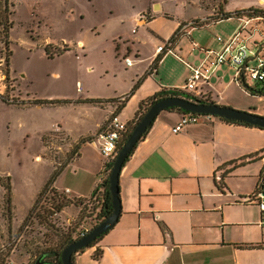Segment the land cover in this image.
<instances>
[{
  "label": "crops",
  "instance_id": "0c3cea01",
  "mask_svg": "<svg viewBox=\"0 0 264 264\" xmlns=\"http://www.w3.org/2000/svg\"><path fill=\"white\" fill-rule=\"evenodd\" d=\"M248 9L264 10V0L245 1L234 9L224 8V12ZM146 11L144 8L134 16L136 30L116 32L110 38L115 57L130 61V66L124 62V77L118 78L112 71L113 77L104 88L106 94L88 92L71 99L54 100L68 101V104L50 105L67 109L68 116H71L61 120L58 135L73 143L77 150L74 157L61 166L52 185L57 191L66 193L67 190L69 198L89 199L105 179L103 166L106 162L99 154L100 165L94 176L87 178L85 187L76 182L68 187L58 186L59 180L70 172L77 174L85 148H97L95 135L125 97L127 99L117 115L121 122L129 123L135 118L141 102L162 90H180L185 85L188 69L172 55L157 53V47L172 38L170 48L173 52L197 67L205 56L202 51L193 50L192 44L214 51L220 46L212 38L211 43L204 38L196 41V33L219 27L222 38H226L241 24L232 18L178 32L183 23L179 22L169 24L168 30L163 32L154 22L157 16L169 18L168 11L165 12L160 3L154 18L140 24V14ZM208 16L210 14L194 19L203 21ZM138 29L146 31L144 36H140ZM259 36L255 34L253 40L257 41ZM77 47L85 50L81 41ZM233 77L229 65L219 66L209 82L201 85V94L219 106L264 116V96H251L234 84ZM138 81V87L130 94ZM231 87L244 96L257 97L259 104L247 109L235 105V101L226 95ZM91 99L117 101L83 103ZM181 115L175 111L161 112L136 145L119 176L121 213L117 223L95 247L74 255L75 264H264V230L259 226L260 212L256 206L242 202L257 190L264 175V129L211 117L173 134L171 130ZM87 118L94 119L92 125H84ZM92 137V142L80 143ZM253 156L255 160L247 161L225 175L229 170L224 169L225 165ZM52 173L51 168L34 200ZM221 179L223 190L216 185ZM95 249L101 251L98 259L93 258Z\"/></svg>",
  "mask_w": 264,
  "mask_h": 264
},
{
  "label": "rangeland",
  "instance_id": "374dc122",
  "mask_svg": "<svg viewBox=\"0 0 264 264\" xmlns=\"http://www.w3.org/2000/svg\"><path fill=\"white\" fill-rule=\"evenodd\" d=\"M245 1L255 0H228L224 8L234 9ZM8 2L12 28L7 49L0 32V96L29 105H10L0 99V264H36L40 252L58 248L62 235L71 234L76 239L80 233L93 229L99 223V209L91 197L69 198L66 193L53 189L40 198L23 226L38 195L35 200L34 197L47 180L51 168L52 172L59 170L77 150L73 143L57 135L61 120L71 117L67 109L30 103L34 100L71 99L88 92L106 94L104 88L113 77L112 71L118 78L125 74L124 61L112 53L110 38L116 32L136 30L134 16L140 10L147 8L140 15L150 21L154 13L159 12L161 3L169 18L157 16L154 23L166 32L169 24L210 23L205 21L209 16L203 21L194 18L214 14L219 1L206 0L205 5L201 0ZM206 5L210 10H206ZM144 32L138 29L140 36H144ZM220 34L219 27H210L196 33L195 39L204 38L211 43V38L216 41L217 35L222 37ZM260 38L256 40L260 42ZM79 41L85 44V50L78 49ZM47 45L51 53L63 51V47H67V51L49 59L45 54ZM261 56L264 58V52ZM5 58H8V67ZM250 84L256 85L255 82ZM179 91L184 93V86ZM226 95L235 101V105L245 109L259 104L257 97L244 96L235 87H231ZM262 105L264 107V99ZM93 121L87 118L84 125H92ZM49 132L56 136L47 135ZM100 160L97 148H85L77 174L70 172L59 180L58 186L68 187L76 182L85 187L87 178L97 171ZM107 175L109 172H105ZM61 202L71 204L56 212V204Z\"/></svg>",
  "mask_w": 264,
  "mask_h": 264
},
{
  "label": "built area",
  "instance_id": "2783aa9c",
  "mask_svg": "<svg viewBox=\"0 0 264 264\" xmlns=\"http://www.w3.org/2000/svg\"><path fill=\"white\" fill-rule=\"evenodd\" d=\"M139 20L147 22L145 16H140ZM238 20L241 24L231 35L226 38L216 37V41L220 46L217 51L204 50L196 44H192L193 50H200L205 56L204 61L197 67L190 65L174 53L170 48L171 41L157 47V53L172 55L188 69L189 77L184 85V93L180 91L182 94L192 99L206 100L201 94V85L207 84L214 70L223 64H227L232 68L234 72L233 81L239 87L243 88L244 85L252 87L251 82L264 86V58L261 56L264 52V19L260 17H241ZM197 25L199 26L194 22L181 24L178 32L195 29ZM257 33L260 34V42L253 40L254 35ZM124 62L127 66H130V61L127 58L124 59ZM192 99L188 100L193 101ZM181 114L180 121L171 130L173 134H178L185 127L199 123L203 119L211 118L191 113ZM125 129L126 123L121 122L118 115L112 114L102 130L96 135L95 142L97 143L98 152L105 160H114L118 153L117 148L121 135ZM66 193H68L67 190ZM242 202L258 208L260 212L259 226L264 230V181L251 196L244 198ZM86 234L87 232L80 233L79 238Z\"/></svg>",
  "mask_w": 264,
  "mask_h": 264
},
{
  "label": "trees",
  "instance_id": "16d2710c",
  "mask_svg": "<svg viewBox=\"0 0 264 264\" xmlns=\"http://www.w3.org/2000/svg\"><path fill=\"white\" fill-rule=\"evenodd\" d=\"M213 2H216L217 0H212ZM219 3L217 5V10H213L214 14H212L211 16H209L205 21L210 22L207 23L206 25H212L215 24L217 22H221V21H225V20H229V19H240L241 17H248V18H256V17H260L262 19H264V10L261 9H248V10H241V11H235L233 13H225L224 12V6L226 5L228 0H218ZM202 5H205L206 0H201ZM8 5L9 2L8 0H0V24L2 26V30L0 31L3 34V39L5 40L4 42V46L5 49H7L10 41H9V36H10V29L12 28L11 26V22L9 21V13H8ZM206 10H210L208 8V6L206 5ZM194 24H199V26L197 25L196 28H200L202 27L201 21H194ZM172 41V38L169 40ZM67 51V47H63V51H56L55 53H51L50 49H49V45L45 46V54L49 59H53L54 55H61L63 52ZM5 64L8 67V58H5ZM140 81H138L134 87L132 88L131 93L134 92V90L138 87ZM244 90L249 93L251 96H258V97H263L264 96V86H260V85H255L252 87L249 86H243ZM169 97H185L187 99H192L187 95L182 94L179 90H171V91H166V90H162L156 94H154L152 97L146 99L145 101L141 102L137 113L135 115V118L129 122L126 123V129L125 131L122 133L121 135V140L119 142V146L117 148V151L120 150V148L122 147V145L124 144V142L126 141V139L128 138V136L130 135V133L132 132L133 128L137 125V123L140 121V119L142 118V116L147 112V110L156 102L165 99V98H169ZM0 99L10 105H15V106H27L29 105V103H25L24 101L21 100H8L5 99L3 96H0ZM127 99V97L124 98V100L121 102V104H119L115 110V112L113 113V115H117L118 111L122 108L125 100ZM195 102H199V103H205V104H210L212 103L209 100H197V99H192ZM117 100L115 99H111V100H86L83 103H90V104H103V103H115ZM68 104L70 102L68 101H46V100H34L33 102H31L30 104L33 105H41V106H50V105H57V104ZM167 111H175V112H179V113H183L182 111L178 110V109H168ZM224 122L227 123H231V124H237V125H241V126H246V127H253L251 125L248 124H244V123H239V122H234V121H226L223 119H220ZM106 124V123H105ZM104 127V126H103ZM102 127V128H103ZM102 128L99 130V132L102 130ZM257 128V127H255ZM98 132V133H99ZM97 133V134H98ZM147 133V132H146ZM146 133L141 137V139L146 135ZM140 139V141H141ZM139 141V142H140ZM85 142H92V138H86L81 140L80 143H85ZM138 142V143H139ZM137 143V144H138ZM135 149V148H134ZM133 153V151L131 152V154ZM131 154L128 156V158L131 156ZM116 157V156H115ZM127 158V160H128ZM115 159V158H114ZM126 160V162H127ZM255 160V157H249V158H245L242 159L240 161L234 162V163H230L224 166V169H229L225 172V175L232 170L233 168H236L244 163H246L247 161H252ZM114 160L108 161L106 163H104V171L105 172H109L112 169V164H113ZM125 162V163H126ZM59 175V170L54 171L50 178L48 179V181L46 182V184L44 185V187L41 189V191L38 194V197L36 199V201L34 202L28 216L26 217L25 221L23 222V226L25 225L26 221L28 220V218L30 217V214L34 211V209L36 208L40 198L47 193L48 191H53L52 185L55 182L56 178ZM108 176L107 175L105 177V179L99 184V186H97L96 191L93 193L92 197L90 200L96 201L97 205H98V214H97V220L99 221V223L101 221H103L104 219H106L112 212L111 209V196L110 193L108 191ZM264 181V175L263 177H261V180L259 182V186L261 185V183ZM217 187L220 190L224 189L223 183H222V179L219 180V182H217ZM258 186V187H259ZM71 202H61V203H57L56 204V208L55 211L56 212H60L62 208L70 205ZM105 235V234H104ZM102 235L101 237H99L95 242H93L88 248L80 251L79 253L93 248L95 247V245L99 242V240L104 236ZM79 237H77L76 239H73L71 234H66V235H62L60 237V240L58 242V248L55 249H49L46 250L44 252H40L39 256H38V260L40 264H60V253L61 251L67 247L69 244H71L72 242L78 240ZM101 256V251L99 249H95L94 253H93V258L94 259H98ZM36 263V264H39ZM75 264V263H74Z\"/></svg>",
  "mask_w": 264,
  "mask_h": 264
},
{
  "label": "water",
  "instance_id": "95a60500",
  "mask_svg": "<svg viewBox=\"0 0 264 264\" xmlns=\"http://www.w3.org/2000/svg\"><path fill=\"white\" fill-rule=\"evenodd\" d=\"M168 109H178L183 113L234 121L264 129V116L234 110L214 103L205 104L193 102L184 97H169L154 103L133 128L113 161L112 169L108 176V191L111 196V214L87 232L85 236L65 247L60 253V264H74V255L88 248L99 237L106 234L115 226L121 213L119 198V176L121 170L141 137L151 127L158 115Z\"/></svg>",
  "mask_w": 264,
  "mask_h": 264
}]
</instances>
